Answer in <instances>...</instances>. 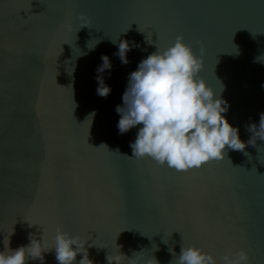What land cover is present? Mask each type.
Wrapping results in <instances>:
<instances>
[{
    "label": "water",
    "instance_id": "95a60500",
    "mask_svg": "<svg viewBox=\"0 0 264 264\" xmlns=\"http://www.w3.org/2000/svg\"><path fill=\"white\" fill-rule=\"evenodd\" d=\"M261 33L264 0H0V251L12 232L13 250L30 236L52 248L59 227L96 245L94 264L116 245L159 264L193 245L218 264L241 249L264 264V141L180 172L131 158L139 126L120 134L115 110L139 62L182 36L204 48L200 75L222 86L247 142L264 112ZM120 40L138 45L128 64L114 55ZM102 55L113 66L107 98L96 91ZM44 264H58L54 249Z\"/></svg>",
    "mask_w": 264,
    "mask_h": 264
},
{
    "label": "clouds",
    "instance_id": "9594fccd",
    "mask_svg": "<svg viewBox=\"0 0 264 264\" xmlns=\"http://www.w3.org/2000/svg\"><path fill=\"white\" fill-rule=\"evenodd\" d=\"M79 19L81 28L90 23L83 16ZM67 27L71 28V25ZM137 46L134 42L120 40L114 55L123 64H128L127 53ZM204 51L201 47L200 55H197L182 36H177L174 44L162 51L157 48L130 73L122 96L123 105H117L115 110L120 115L117 124L120 134L139 126L135 140L129 145L131 158H151L161 166L186 171L211 160H223L229 150L248 155L244 151L248 145L256 146L257 140L264 141V112L260 113L258 126L255 123L248 125L247 130L252 135L247 142L241 140L239 129L229 123L225 113L230 105L220 95L222 86L218 91L200 75L204 68ZM101 60L102 64L97 67L96 91L107 98L111 87L102 74L106 70L110 73L113 66L109 56L102 55ZM258 60H264V57ZM12 234L3 241L0 264H27L28 260H39L44 264L45 254L53 249L58 264H94L89 258L88 247L96 245L86 247L88 240L73 236L62 228H57L52 248L47 247L44 236L39 240L30 236L29 244L13 250L10 247ZM116 246L115 254L106 255V264H125V261L127 264H159L155 257L145 259L144 250L133 252V258H129L121 252V246ZM169 251L175 258L170 264H218L212 254L195 245L182 246L179 256L172 249ZM80 254L82 258L77 262ZM222 264H251V261L248 252L241 249L223 256Z\"/></svg>",
    "mask_w": 264,
    "mask_h": 264
},
{
    "label": "snow or ice",
    "instance_id": "6c2138e0",
    "mask_svg": "<svg viewBox=\"0 0 264 264\" xmlns=\"http://www.w3.org/2000/svg\"><path fill=\"white\" fill-rule=\"evenodd\" d=\"M140 25H139V30H140ZM149 29V28H148ZM147 30V29H146ZM145 30V31H146ZM141 31V30H140ZM143 32V31H142ZM156 33H157V35H158V40L160 39V35H159V33L156 31ZM261 34H264V33H261ZM157 40V41H158ZM156 41V42H157ZM135 159V158H134ZM213 162H217V160H211V161H208V162H206V163H204L202 166H200V167H196V168H193V169H190V170H186V171H180V172H185V173H187V172H190V171H196V170H202L206 165H208V164H210V163H213ZM159 165V164H158ZM161 166V165H160ZM161 167H164V166H161ZM173 170H175V169H173Z\"/></svg>",
    "mask_w": 264,
    "mask_h": 264
}]
</instances>
